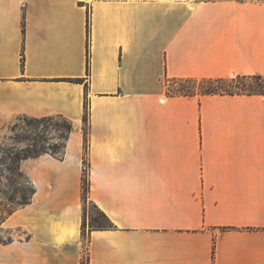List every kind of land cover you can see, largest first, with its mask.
I'll list each match as a JSON object with an SVG mask.
<instances>
[{"label": "crops", "instance_id": "0c3cea01", "mask_svg": "<svg viewBox=\"0 0 264 264\" xmlns=\"http://www.w3.org/2000/svg\"><path fill=\"white\" fill-rule=\"evenodd\" d=\"M238 75L264 76V0H0V127L74 125L20 163L0 264H264V96L169 92ZM85 160L111 226L86 240Z\"/></svg>", "mask_w": 264, "mask_h": 264}, {"label": "rangeland", "instance_id": "374dc122", "mask_svg": "<svg viewBox=\"0 0 264 264\" xmlns=\"http://www.w3.org/2000/svg\"><path fill=\"white\" fill-rule=\"evenodd\" d=\"M176 87L170 82L169 90L174 91ZM66 125L64 119L59 117L45 121L20 117L10 125L0 127V219L20 207L23 198L29 197L32 192L25 178L17 174V163L11 153H21L34 145L41 148L60 143L66 133ZM85 211L86 228L96 218L101 224H108L89 201L85 204Z\"/></svg>", "mask_w": 264, "mask_h": 264}, {"label": "trees", "instance_id": "16d2710c", "mask_svg": "<svg viewBox=\"0 0 264 264\" xmlns=\"http://www.w3.org/2000/svg\"><path fill=\"white\" fill-rule=\"evenodd\" d=\"M89 31H90V20L88 18V36H89ZM87 55H88L87 63H88V70H89V67H90L89 42L87 45ZM171 82H173L177 86L174 91L169 90V92L174 95L194 96V95L199 94V95H249V96L262 95L264 96V76L262 75H238L232 78H207V79L206 78L204 79L182 78V79H174ZM51 118L52 117L36 119V120L45 121ZM59 118H62V117H59ZM62 119H64L67 125H66V133L64 136H62V140L60 143H56L53 146L51 145L43 146L41 148H37V146L34 145L33 148H27L23 150L21 153H13V152L11 153L12 155H14L15 163H17L16 165L17 174L20 177L25 178L24 174L20 170V163L23 160L28 159V158H37L46 153H52L59 157L62 156V153L66 146V141L69 139V136L74 129V125L71 121L65 118H62ZM84 120L85 122L88 121L87 115H85ZM85 138H86V132H85ZM86 150H87V144L85 140V151ZM84 166L85 168H84V175H83V182H82V190H83V201L85 205L89 201L88 194H89V189H90L89 179H88V166L89 165L86 160L84 162ZM33 194H34V189L32 187V192L30 196L24 197L23 202L21 203L20 206L28 204L31 201ZM97 210L99 211L100 215L108 222V224H101L99 219L96 218V219H92V225L90 226V228L105 229V228L111 227L107 216L102 211H100L98 208ZM85 217H86V211L84 213V225H83V237L86 240L87 238L86 229L87 228H86ZM3 242H6V241H3ZM81 264H90L88 252L85 253V256L83 257L81 261Z\"/></svg>", "mask_w": 264, "mask_h": 264}, {"label": "built area", "instance_id": "2783aa9c", "mask_svg": "<svg viewBox=\"0 0 264 264\" xmlns=\"http://www.w3.org/2000/svg\"><path fill=\"white\" fill-rule=\"evenodd\" d=\"M84 168H85V166H84Z\"/></svg>", "mask_w": 264, "mask_h": 264}]
</instances>
